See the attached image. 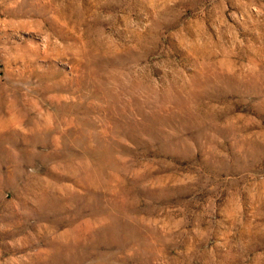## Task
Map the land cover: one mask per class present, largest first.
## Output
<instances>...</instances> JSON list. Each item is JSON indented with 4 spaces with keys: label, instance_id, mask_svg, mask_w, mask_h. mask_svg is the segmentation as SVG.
Wrapping results in <instances>:
<instances>
[{
    "label": "rangeland",
    "instance_id": "rangeland-1",
    "mask_svg": "<svg viewBox=\"0 0 264 264\" xmlns=\"http://www.w3.org/2000/svg\"><path fill=\"white\" fill-rule=\"evenodd\" d=\"M0 264H264V0H0Z\"/></svg>",
    "mask_w": 264,
    "mask_h": 264
}]
</instances>
